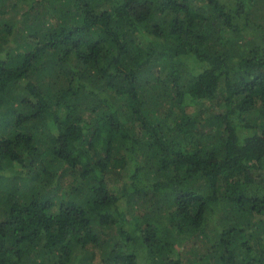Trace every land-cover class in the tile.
I'll use <instances>...</instances> for the list:
<instances>
[{
	"label": "trees",
	"instance_id": "1",
	"mask_svg": "<svg viewBox=\"0 0 264 264\" xmlns=\"http://www.w3.org/2000/svg\"><path fill=\"white\" fill-rule=\"evenodd\" d=\"M0 264H264V0H0Z\"/></svg>",
	"mask_w": 264,
	"mask_h": 264
}]
</instances>
